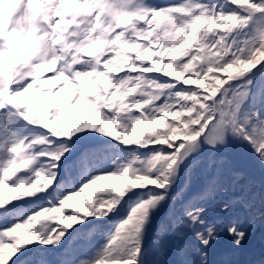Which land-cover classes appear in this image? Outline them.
I'll return each mask as SVG.
<instances>
[{
  "label": "snow or ice",
  "instance_id": "6c2138e0",
  "mask_svg": "<svg viewBox=\"0 0 264 264\" xmlns=\"http://www.w3.org/2000/svg\"><path fill=\"white\" fill-rule=\"evenodd\" d=\"M113 7L0 0V264H212L264 225V0Z\"/></svg>",
  "mask_w": 264,
  "mask_h": 264
},
{
  "label": "clouds",
  "instance_id": "9594fccd",
  "mask_svg": "<svg viewBox=\"0 0 264 264\" xmlns=\"http://www.w3.org/2000/svg\"><path fill=\"white\" fill-rule=\"evenodd\" d=\"M134 0H114V7L112 9L114 14H118L125 9L131 7ZM254 29L253 39L256 45L264 46V21L259 23L253 22L252 25Z\"/></svg>",
  "mask_w": 264,
  "mask_h": 264
}]
</instances>
